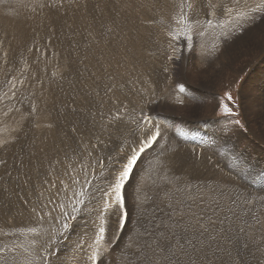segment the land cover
<instances>
[{
  "label": "rangeland",
  "instance_id": "obj_1",
  "mask_svg": "<svg viewBox=\"0 0 264 264\" xmlns=\"http://www.w3.org/2000/svg\"><path fill=\"white\" fill-rule=\"evenodd\" d=\"M91 1L65 0L58 11L41 6L51 0L0 2V141H9L0 147V264H39L34 257L59 233L62 211L73 207L83 212L67 240L59 235L52 244L62 250L50 264H90L101 192L121 164L122 146L139 136L131 121L142 114L162 136L126 182L125 226L117 227L115 209L105 213L101 264L158 260L147 247L151 234L181 220L172 243L186 236L199 247L204 240V264H264V19L240 15L261 0H191V10L183 0ZM182 12L191 41L177 35L186 30L177 23ZM174 48L181 57L175 64L168 59ZM226 70L223 81L214 77ZM248 76L255 84L246 110L241 88ZM225 91L235 116L220 112ZM117 107L127 109L128 123L110 126ZM198 129L210 134L202 146ZM237 137L250 145H238ZM196 219L208 228L203 237L190 227Z\"/></svg>",
  "mask_w": 264,
  "mask_h": 264
},
{
  "label": "snow or ice",
  "instance_id": "obj_2",
  "mask_svg": "<svg viewBox=\"0 0 264 264\" xmlns=\"http://www.w3.org/2000/svg\"><path fill=\"white\" fill-rule=\"evenodd\" d=\"M2 2V0H0ZM65 0H51L50 5L42 4L41 6H49L51 9L58 11L60 7L63 6ZM187 5L188 9H194L195 5L191 0H183L181 7ZM212 7H216L215 5H211ZM259 13L260 19H264V0H261V3L258 4L255 8L249 10V13H240L241 16L246 17L249 20L255 21L257 19L256 14ZM178 24H184L186 26V30L178 33V36H185L188 41L192 40L191 30L187 28V24L189 23V16L185 13H181L179 19L177 20ZM211 24V20L208 21ZM251 26H255L253 23ZM247 31V29H244ZM171 35V33H169ZM229 39L231 37H228ZM192 45L189 44V47ZM215 50V45L213 46ZM176 49H173V56H169L168 59L172 60L175 64L177 61L181 59V57L176 56ZM164 71L166 73L172 72L176 73L178 71V66L173 68L165 67ZM55 75V74H54ZM180 92L185 91V87L183 84L177 85ZM111 91V89H109ZM225 100L229 102H233V97L230 91H225L223 93V97L219 102V109L221 114L226 116H235L236 113L232 111V108L229 107L228 103H225ZM148 103H155L154 100L148 101ZM176 103L183 104V100H177ZM38 109L35 105L32 107V112H37ZM127 112L125 107H117L116 113L111 116L109 120V125H117L119 126L121 123L127 124L128 121H125L124 116ZM141 113H143V109H141ZM131 123L136 125V128L139 130L140 134L136 137L135 140L132 141L131 144H124L121 148V153L118 154V159L121 161V164L115 172H110L108 179V184L106 190L101 192V199L103 200V210L99 215V227L96 232L94 247L91 254L88 256V261L90 264H101L103 255L106 252L104 247L105 243V235L107 231V220L105 213H111L113 209L117 212V227L123 228L125 226V221L128 216L126 199L124 195V190L126 186V182L129 180L132 175L135 166L137 165L139 159L142 154L145 153L146 150L150 149L154 146L155 143H158V138L162 136V131L160 126L155 124L150 115L142 114L139 118L134 119ZM235 124L240 125V120H235ZM44 127L52 128V123H47ZM77 129L73 128L72 131H76ZM9 143L7 140L0 141V147H4ZM173 152L175 149L172 150ZM111 159V158H110ZM4 160H0V165L4 164ZM76 204H83V200L75 201ZM246 204L251 203L249 200H245ZM63 207V206H61ZM35 212L36 210L33 209ZM83 212V209L73 207L72 212L69 213L67 211H62L63 222L59 229V233L53 235L50 242H48V246L43 249L41 254L38 257H34L36 261H39V264H50V260H55L60 251L62 250L60 246H57L54 250L52 249V244L56 243L59 235L64 236V240L66 241L68 235L74 229L73 221L77 219V216ZM182 223L181 221H174L172 226H165L163 231H159L157 234H151L155 238L152 239L151 243L147 245L149 249L152 250L153 257L158 256L159 259L155 260L153 258H149V264H180V257H187L188 264H204L207 261V249L205 245V241L198 239L199 247L196 244H193L191 240H185L184 243H181L179 240H176V243L173 244L172 241L175 239V232L173 231V227H179ZM223 223V221H221ZM260 221L257 220V224ZM195 231L199 232V237H203L205 233L208 232V228L200 223L199 219H196L195 223L190 225ZM29 231L35 232L36 229H29ZM210 240H214L215 237H209ZM35 243V242H33ZM63 243V242H60ZM185 244L188 245V248L191 249V253L188 251V248L185 247ZM79 247V245L77 246ZM203 253V255H201ZM193 254H196L197 259H193Z\"/></svg>",
  "mask_w": 264,
  "mask_h": 264
},
{
  "label": "bare ground",
  "instance_id": "obj_3",
  "mask_svg": "<svg viewBox=\"0 0 264 264\" xmlns=\"http://www.w3.org/2000/svg\"><path fill=\"white\" fill-rule=\"evenodd\" d=\"M86 1V0H85ZM93 1V0H92ZM91 1V2H92ZM69 3V2H68ZM64 6V5H63ZM66 7V6H65ZM2 8H3V6H2ZM68 8V7H67ZM49 9V8H48ZM65 10V9H64ZM67 10V9H66ZM73 10V9H72ZM66 12V11H65ZM64 14V13H63ZM4 15V14H3ZM66 15V14H65ZM64 15V16H65ZM258 36V35H257ZM261 40V41H260ZM259 42H262V39L260 38L259 39ZM249 42H247V49H249L250 50V48H249ZM254 46H257V44H254ZM261 47V46H260ZM254 52H258V50L257 49H254ZM217 53V52H216ZM247 54V53H246ZM197 58V57H196ZM240 60V59H239ZM243 62H245V61H243ZM230 66V65H229ZM244 63H242V61L240 60V63H239V67H241V68H244ZM188 67H190V63H189V65H188ZM204 70V69H203ZM226 74H229V70H226L225 72H224V74L223 75H215L214 77L215 78H218V79H220V78H222L221 79V81H223V77L224 76H226ZM264 74V73H263ZM253 75V74H252ZM260 75H261V73H260ZM262 76V75H261ZM254 79H255V77L254 76H248V78H247V80H246V82H245V84L242 86V88H241V94H242V103H243V107H244V109H246L248 106H250L251 105V99L253 98V97H250L251 95H249V92H250V90H251V85H254L255 84V81H254ZM191 80H192V78H191ZM253 82H254V84H253ZM215 83H216V81H215ZM214 83V84H215ZM242 84V83H241ZM191 95V94H190ZM208 98H209V96H208ZM250 100V101H249ZM210 103V102H209ZM174 104V103H173ZM172 104V105H173ZM263 105V104H262ZM260 106H261V104H260ZM260 108V107H259ZM173 109V108H172ZM212 109V108H211ZM247 110V109H246ZM263 110V109H262ZM245 112H247V111H245ZM253 113V112H252ZM256 115V114H255ZM264 115V114H263ZM261 116V115H260ZM234 129V128H233ZM250 129L251 130H255L254 129V125L253 124H251V126H250ZM198 131H199V133H197L198 135H199V144L201 145V143L203 142V140H206L207 141V139H210L209 138V136H210V134L208 133V135H204V134H202L201 132H200V130L198 129ZM211 131V130H210ZM197 132V131H196ZM237 135V134H236ZM205 137H206V139H205ZM219 139V138H218ZM218 139H216V140H218ZM236 139H238L239 141V143H238V145H240V146H245L246 145V142H249L247 139H248V137H237ZM222 140V139H221ZM193 145H195V143H193ZM248 145H250V142H249V144ZM202 146V145H201ZM243 146V147H244ZM199 147V146H198ZM246 148L247 149H249V146H246ZM189 152V151H188ZM233 153L231 154L232 156H231V158L233 157V155H235V153H236V151L234 152V150L232 151ZM185 154L186 153H184L183 152V154H182V158H181V160L183 159V158H185L186 160H188V154L185 156ZM185 156V157H184ZM190 156V155H189ZM236 156V155H235ZM195 157H194V155H193V157H192V155L190 156V158H189V160L190 161H192V162H190L191 164H193V165H195V163H194V161H195V159H194ZM236 158V157H235ZM234 159V158H233ZM228 161V160H227ZM183 162H185V163H187V161H183ZM197 164H199V162L198 161H195ZM231 162V161H230ZM207 164V163H206ZM205 165V164H204ZM195 166H197V165H195ZM198 167V166H197ZM202 167V166H201ZM204 167H207L206 165L205 166H203V168ZM179 169H174V171H178ZM203 170V169H202ZM205 171H206V173H207V175H208V177H206L205 179H204V181L205 182H207L208 180H209V172L210 171H208L207 169H204ZM173 171V170H172ZM201 171V170H200ZM204 171V172H205ZM200 173V172H199ZM202 174V173H201ZM203 177V176H202ZM199 178V177H198ZM218 178V177H217ZM219 179V178H218ZM201 182V181H200ZM218 185V184H217ZM213 186L214 187V189H216L217 191H219L218 190V186ZM180 186H183L182 184H180ZM180 186H179V188H180ZM178 192V191H177ZM220 192V191H219ZM181 193V192H180ZM246 193V192H245ZM180 195H182V194H180ZM207 195V194H206ZM221 195H223V193H221ZM209 196V195H208ZM178 197V196H177ZM204 198V197H203ZM178 202V201H177ZM228 206V205H227ZM226 208V207H225ZM180 234V233H179ZM187 235L189 234V232L188 233H186ZM177 235V234H176ZM190 235V234H189ZM180 241H184L185 242V240H191L189 237H182L181 239H179ZM192 241V240H191ZM234 241V240H233ZM208 243L211 245L212 243L210 242V241H208ZM186 246H188V245H186ZM180 259H182L181 257H180ZM237 261V260H236ZM248 261V260H247Z\"/></svg>",
  "mask_w": 264,
  "mask_h": 264
}]
</instances>
